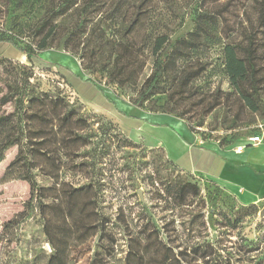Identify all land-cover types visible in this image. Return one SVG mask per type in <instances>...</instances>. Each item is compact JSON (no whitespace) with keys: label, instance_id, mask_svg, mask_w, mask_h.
<instances>
[{"label":"rangeland","instance_id":"rangeland-1","mask_svg":"<svg viewBox=\"0 0 264 264\" xmlns=\"http://www.w3.org/2000/svg\"><path fill=\"white\" fill-rule=\"evenodd\" d=\"M75 2L0 0L1 37L32 48L44 23L55 29L49 48L31 59L0 43V116H24L33 138L23 154L32 169L10 167L18 145L0 161V264H48L55 250L47 226L67 264H264V179H251L229 162L221 178L184 168L197 159L199 149L191 150L196 136L209 148L201 151L206 162L217 156L210 149L237 154L238 146L264 132L262 116L233 91L222 63L224 44L242 57L251 48L264 81V0ZM201 10L220 16L223 43L186 63L197 74L193 86L169 84L136 106L153 68L155 36L166 32L173 42L193 30ZM20 80L45 101L29 106V97L23 103L20 94L12 97ZM51 98L75 113L64 120V106L55 107ZM43 103L45 122L31 116ZM232 116L240 127L222 129ZM200 120L204 127L192 131ZM182 143L191 150L189 160H177ZM21 172L47 189L42 211L30 203ZM170 184L181 190L180 199L167 191Z\"/></svg>","mask_w":264,"mask_h":264},{"label":"trees","instance_id":"trees-1","mask_svg":"<svg viewBox=\"0 0 264 264\" xmlns=\"http://www.w3.org/2000/svg\"><path fill=\"white\" fill-rule=\"evenodd\" d=\"M70 1V5H75V0ZM79 26L83 27L84 24L81 23ZM38 40L36 45L32 48H25L19 45L18 41L14 37H1L0 43H6L13 47H16L23 54L27 55L29 59L36 57L39 52L47 50L50 46V38L55 36L54 28H47V23H44L37 30ZM74 34L69 35L65 42L64 48L69 49L70 42L73 39ZM223 43V36L221 32V19L220 16L211 11L201 10L195 19V26L193 30L187 34H182L177 37L173 42H170V35L166 32L157 34L152 42V53L154 55L153 68L151 73L143 81L137 97L134 100V104L138 107H142L146 102L151 100L155 95L166 92L167 85L178 84L185 86H193V80L197 78V74H191L186 68V63L191 61L195 55H199L213 46L221 45ZM254 51L251 48L248 49V54L244 57L240 56L237 49L232 44H224L223 46V69L229 78L231 87L233 91L240 97L245 106L252 114H260L264 121V81L262 76L259 74L257 68V63L254 57ZM29 80V76H26V81ZM17 81V78H16ZM8 87H12L11 84L7 82ZM94 85V84H93ZM95 87L101 91V89L95 84ZM11 96L20 94V101L23 103L27 97H29V106L37 102L45 101V94L34 93L30 95L27 88L23 86V81L21 83L15 82L13 88H11ZM102 92V91H101ZM29 95V96H28ZM10 100V99H9ZM8 100V101H9ZM55 107L63 105L65 111L62 115L64 120H68L69 116L74 114V110L67 103L60 104L59 98L50 100ZM45 104L40 106L37 112H32L31 116L38 121L45 122L48 119L47 111L45 109ZM113 104V103H112ZM117 107V106H116ZM171 113H176L175 108L168 109ZM117 112L120 113L121 111ZM120 115H124L122 112ZM181 115V114H180ZM125 116V115H124ZM66 117V118H65ZM128 119V117H126ZM140 119V118H139ZM78 120L88 123L85 118H78ZM77 120V121H78ZM25 117H19L18 119L11 116H0V161L4 152L11 147L18 145L19 152L15 159L11 162V168L23 169L27 166L31 168V161L28 155L23 156L26 150L27 144L32 141V137H28L27 131L24 128ZM238 117L232 116L230 123L226 128H222L226 131L231 130L232 132L239 128ZM254 122H247L244 125H252ZM197 127H204L203 121L200 120L199 123L193 125V130L195 131ZM38 134L40 135L43 131V127L37 128ZM41 137V136H40ZM76 137V136H74ZM36 138V137H35ZM40 140L39 142H42ZM247 146H251V142L245 143ZM39 154H43L42 149L38 150ZM32 154V153H31ZM29 159V160H28ZM36 168V166H33ZM22 179L26 180L30 184V203L36 202V206L42 211L44 206H48L44 203V199L48 196L46 194V188L40 187V185L34 180L31 172L24 174ZM174 189V190H173ZM167 191L174 197H182L180 195L181 190L175 189V186L170 184L167 186ZM42 213V212H41ZM45 214V212H43ZM48 225V224H46ZM45 225V227H46ZM45 233L48 236V240L52 248L55 250L48 260V264H67L64 258V251L62 246L57 244L51 239L50 232L47 229Z\"/></svg>","mask_w":264,"mask_h":264},{"label":"crops","instance_id":"crops-1","mask_svg":"<svg viewBox=\"0 0 264 264\" xmlns=\"http://www.w3.org/2000/svg\"><path fill=\"white\" fill-rule=\"evenodd\" d=\"M190 135L192 136V139L190 140V142L193 143L194 142L193 134H190ZM188 142L189 140L186 143ZM195 145L196 146L192 147L191 150L196 148L197 150L199 149L198 150L199 152L201 151L206 152L207 149H209L204 146H199L197 144ZM182 147L184 151L177 156V160L182 161V157H187L188 158L187 160H189V158H191L190 156L191 150L186 148V145H184L183 143H182ZM198 147L205 148V149H201ZM263 147H264V144H260V145L255 146L254 147L255 149L247 148L245 149L244 152L243 151L240 153L236 152L237 154H230V155H224V154L218 153L216 148L210 149V150L215 151L214 153H216L217 156L214 155L215 157L213 158V160L207 158L208 160L206 162L201 161L202 152L200 154L198 152L197 159H195V157L192 156L190 163L189 162H188L189 164L186 163V167L184 168L192 172H201L209 177L212 176V177L221 178L220 174H222L224 167H227L228 166L227 162H229L231 163L233 168H236V166L234 165H237L238 166L237 168H241L243 171H245L246 174H249L251 179H255V180L264 179V148ZM182 164L184 163H181V166ZM211 173L213 175H211ZM222 179L227 184H229V179H226V178H222Z\"/></svg>","mask_w":264,"mask_h":264},{"label":"built area","instance_id":"built-area-1","mask_svg":"<svg viewBox=\"0 0 264 264\" xmlns=\"http://www.w3.org/2000/svg\"><path fill=\"white\" fill-rule=\"evenodd\" d=\"M198 129L200 130L201 127H198ZM196 141H197V143H196L197 145H199V146H203L204 145V140L202 138L198 137V136H196ZM250 142L254 146L262 144L264 142V132H262L259 135L252 136L250 138ZM247 147L248 146L246 144L240 145V146L237 147L236 152L240 153V152H242V150L244 148H247Z\"/></svg>","mask_w":264,"mask_h":264},{"label":"water","instance_id":"water-1","mask_svg":"<svg viewBox=\"0 0 264 264\" xmlns=\"http://www.w3.org/2000/svg\"><path fill=\"white\" fill-rule=\"evenodd\" d=\"M138 193H139V194H140V196H141V200H143L142 193H141V191H140V190L138 191ZM260 214H261V216H263V217H264V206H263V208L261 209V211H260Z\"/></svg>","mask_w":264,"mask_h":264}]
</instances>
